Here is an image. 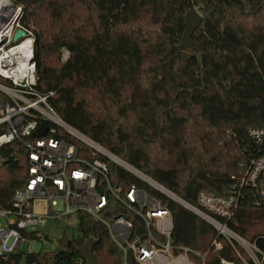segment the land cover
<instances>
[{
	"label": "trees",
	"instance_id": "1",
	"mask_svg": "<svg viewBox=\"0 0 264 264\" xmlns=\"http://www.w3.org/2000/svg\"><path fill=\"white\" fill-rule=\"evenodd\" d=\"M12 1L22 7V23L30 17L36 89L60 117L183 199L196 203L202 191L229 195L249 159L264 154L248 135L250 128L264 127V0ZM192 8L203 21L189 50L182 42L184 15ZM184 52L193 55L185 59ZM71 140L79 155L107 162L115 187L148 188L81 140ZM27 176L24 156L0 167V208L10 206ZM162 198L173 215L175 244L205 254L203 264H254L237 242ZM78 217L69 247L0 255V264H85L75 247L88 237L98 239L99 264H138L124 258L105 225L84 212ZM222 220L264 252V191L244 187L235 214Z\"/></svg>",
	"mask_w": 264,
	"mask_h": 264
},
{
	"label": "built area",
	"instance_id": "2",
	"mask_svg": "<svg viewBox=\"0 0 264 264\" xmlns=\"http://www.w3.org/2000/svg\"><path fill=\"white\" fill-rule=\"evenodd\" d=\"M18 10L7 21L0 16V24L6 25L5 31H0V92L3 94L0 97V167L24 156L28 176L14 191L10 206L0 208V255L37 253L33 248L38 240L47 237L42 228L48 219L59 221L76 216L77 226L79 213L84 212L105 225L125 259L131 256L138 264H199L197 258H201L203 264L205 254L174 243L173 215L163 195L209 222L231 242L241 245L254 264H262L264 252L231 230L222 219L235 214L244 187L264 191V154L249 159L229 195L202 191L196 203L183 199L60 117L49 103L48 95L36 89L34 32L21 22L22 7ZM18 29H23L25 34L15 41ZM68 56V50L64 49L62 59ZM43 124L47 125L46 133L33 136ZM248 135L257 148L264 146L263 126L250 128ZM72 137L90 146L95 154L100 153L127 169L148 188L135 183L125 190L115 187L107 162L79 155ZM13 143L14 147H9ZM38 199L46 201L45 213L33 210V202ZM23 242L30 243L26 251L21 249ZM216 246L220 248L221 243L216 241ZM223 263L230 264L225 260Z\"/></svg>",
	"mask_w": 264,
	"mask_h": 264
},
{
	"label": "water",
	"instance_id": "3",
	"mask_svg": "<svg viewBox=\"0 0 264 264\" xmlns=\"http://www.w3.org/2000/svg\"><path fill=\"white\" fill-rule=\"evenodd\" d=\"M203 21V15L197 8H192L184 15V33L182 46L187 47L189 50L194 49L192 37L196 29L201 25ZM30 22V17H27L26 24ZM1 27V26H0ZM25 34L23 29H18L14 35V40L17 41ZM193 54L191 52H184L185 59L191 58ZM47 125L43 124L40 128L34 131L33 136H41L46 133ZM58 242L62 247H69L71 239L65 236V231L62 232V236L58 238ZM98 242V239L94 237H88L84 244L76 246L75 250L79 252L86 260L85 264H99V259L94 252V246Z\"/></svg>",
	"mask_w": 264,
	"mask_h": 264
},
{
	"label": "rangeland",
	"instance_id": "4",
	"mask_svg": "<svg viewBox=\"0 0 264 264\" xmlns=\"http://www.w3.org/2000/svg\"><path fill=\"white\" fill-rule=\"evenodd\" d=\"M8 1L11 3V7L14 10V14L17 15L19 13V10H18L19 5L15 4L12 0H8ZM21 12L23 13V10H21ZM20 17L22 18L23 14L22 15L20 14ZM10 18H11V15L9 19ZM2 19H5V18H2ZM105 149L108 150L107 148ZM33 210L36 213H45L46 212V201L44 199L35 200L33 202ZM76 224H77L76 216H71L69 218H66V217L61 218L59 221L55 219H48L46 226L42 228V231L46 234L47 237L42 240H38L34 245L33 251L39 252V251H52L56 249H61L62 246L58 242V238L62 236L63 231H65V236L68 238H72L73 235L77 236L78 233H77ZM29 246H30L29 242H23L21 244V249L26 251L29 249Z\"/></svg>",
	"mask_w": 264,
	"mask_h": 264
},
{
	"label": "bare ground",
	"instance_id": "5",
	"mask_svg": "<svg viewBox=\"0 0 264 264\" xmlns=\"http://www.w3.org/2000/svg\"><path fill=\"white\" fill-rule=\"evenodd\" d=\"M13 13H14V10L11 7V3L8 0H0V16H1V18H5V21H7V19H9L10 15L12 16ZM0 26H1L0 31H5V29H6L5 23L0 24ZM111 156L114 159L121 161L120 159H118L114 155L111 154Z\"/></svg>",
	"mask_w": 264,
	"mask_h": 264
}]
</instances>
